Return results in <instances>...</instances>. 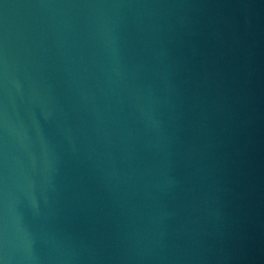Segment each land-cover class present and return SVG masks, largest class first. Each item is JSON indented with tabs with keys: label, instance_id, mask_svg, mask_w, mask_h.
<instances>
[{
	"label": "water",
	"instance_id": "95a60500",
	"mask_svg": "<svg viewBox=\"0 0 264 264\" xmlns=\"http://www.w3.org/2000/svg\"><path fill=\"white\" fill-rule=\"evenodd\" d=\"M3 264H264V0H0Z\"/></svg>",
	"mask_w": 264,
	"mask_h": 264
},
{
	"label": "snow or ice",
	"instance_id": "6c2138e0",
	"mask_svg": "<svg viewBox=\"0 0 264 264\" xmlns=\"http://www.w3.org/2000/svg\"><path fill=\"white\" fill-rule=\"evenodd\" d=\"M0 264H3V261H0Z\"/></svg>",
	"mask_w": 264,
	"mask_h": 264
}]
</instances>
